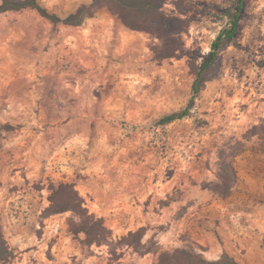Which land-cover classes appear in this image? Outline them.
I'll use <instances>...</instances> for the list:
<instances>
[{
  "label": "rangeland",
  "instance_id": "1",
  "mask_svg": "<svg viewBox=\"0 0 264 264\" xmlns=\"http://www.w3.org/2000/svg\"><path fill=\"white\" fill-rule=\"evenodd\" d=\"M91 1L39 0L61 17ZM175 1L163 10L185 21V51L168 58L151 48L165 41L106 7L81 25L0 13V237L11 264H156L196 244L208 259L264 264V0H246L192 100L235 0ZM60 184L104 218L108 242L88 243L64 198L51 203Z\"/></svg>",
  "mask_w": 264,
  "mask_h": 264
},
{
  "label": "trees",
  "instance_id": "2",
  "mask_svg": "<svg viewBox=\"0 0 264 264\" xmlns=\"http://www.w3.org/2000/svg\"><path fill=\"white\" fill-rule=\"evenodd\" d=\"M168 0H92L88 4L80 5L74 12L66 17H61L44 7L39 0H1L0 13L7 11H20L25 8L36 9L41 16L54 24L63 23L66 25H81L85 18L94 16L97 11L106 7L115 15L127 28L145 32L155 38L165 41V48H160L154 44L151 48L160 58H168L182 54L185 51L184 43L180 33L184 31L185 21L176 15L167 14L163 10L164 4ZM246 0H235L234 5L229 9V22L222 28L211 44V50L203 64L197 68L192 86L191 100L202 90L206 81V75L210 69L218 62L221 50L226 47L239 32L240 14L244 8ZM184 0H176L177 9L183 7ZM172 43V46L168 45ZM189 113L188 107L172 112L159 119V125H166L173 121L180 120ZM11 128V125H5ZM51 190H54L52 187ZM72 191L65 192L64 191ZM74 193V194H73ZM60 198H64V203L68 206L66 210H72L77 219L75 229L83 232L88 243L103 244L109 241L110 230L104 218L98 217L84 207V200L79 197L73 188L67 184H60L51 196V203L58 204ZM200 245L183 246L172 250L162 251L156 264H241L233 255L224 252L218 259H208L202 251ZM14 254L7 241L0 237V264H11Z\"/></svg>",
  "mask_w": 264,
  "mask_h": 264
}]
</instances>
